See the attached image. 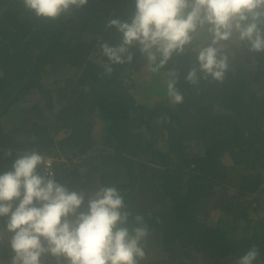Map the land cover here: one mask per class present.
<instances>
[{
	"label": "trees",
	"instance_id": "1",
	"mask_svg": "<svg viewBox=\"0 0 264 264\" xmlns=\"http://www.w3.org/2000/svg\"><path fill=\"white\" fill-rule=\"evenodd\" d=\"M134 8L135 0H88L45 22L22 0H0V174L36 148L57 159L54 179L70 191L116 187L131 213L128 226L137 215L147 225L145 253H160L158 262L145 254L140 264H199L200 254L203 264L226 257L235 264L252 245L264 264V216H250L264 199V52L228 44L224 80L198 85L185 80L195 51L174 54L160 70L177 72L183 103L138 101L132 74L146 58L132 48L131 62L112 65L108 75L100 50L120 40L107 22L130 21ZM190 48L197 49L194 39ZM67 71L73 77L45 98L43 77ZM207 208L218 211L217 223ZM5 222L0 217L3 234ZM5 244L0 260L10 262Z\"/></svg>",
	"mask_w": 264,
	"mask_h": 264
},
{
	"label": "clouds",
	"instance_id": "2",
	"mask_svg": "<svg viewBox=\"0 0 264 264\" xmlns=\"http://www.w3.org/2000/svg\"><path fill=\"white\" fill-rule=\"evenodd\" d=\"M37 20L53 21L82 9L88 0H22ZM107 27L120 34L117 44L103 42L101 54L112 65L131 62L132 48L144 56L153 72L164 68L173 55L195 51L196 66L185 76L190 85L201 80L222 82L229 68L228 42L237 40L250 52H264V0H135L130 21L113 18ZM203 31L208 42L192 49L194 34ZM178 74L168 72L166 95L173 106L182 104L176 87ZM11 156V150L6 152ZM43 165L47 174L37 171ZM51 161L36 148L24 150L11 170L0 174V217L6 218L12 251L10 264H140L142 242L148 235L143 217L128 226L130 212L114 186L70 191L54 179ZM86 203V210H81ZM3 238V233H0ZM260 250L250 246L235 264H258Z\"/></svg>",
	"mask_w": 264,
	"mask_h": 264
},
{
	"label": "rangeland",
	"instance_id": "3",
	"mask_svg": "<svg viewBox=\"0 0 264 264\" xmlns=\"http://www.w3.org/2000/svg\"><path fill=\"white\" fill-rule=\"evenodd\" d=\"M195 36V47L196 48H199L201 46H204L207 42H208V37H207V34L203 31H199L197 32L196 34H194ZM238 43L237 40H233V41H230L228 42V44H233V45H236ZM231 46H229L228 48H230ZM69 71H73V69L69 68L68 69ZM69 71H67L65 74H56V73H49V76H47L48 74H46L43 78H44V86L45 88L43 89L44 90V93H45V98H50L51 97V93H50V88H53V89H58L59 86H63L64 85V82H65V78L68 77H73V74H68ZM57 80L58 82L54 84V80ZM168 80V79H167ZM167 80H165L164 83H158L157 80H153V82L151 83L152 85V88L150 90V95L148 96L149 98H151V95H157L159 96L160 98H163L166 95V84H167ZM153 87H155L157 90H153ZM36 103V101L34 100L33 101V104ZM43 102H39V105H42ZM54 110L56 111V109L59 108L60 104H57V103H54ZM54 111V112H55ZM100 121H97L96 119V131L98 132V134L100 135L101 134V127H100V124H99ZM101 136V135H100ZM99 136V137H100ZM263 172H264V169L262 168ZM256 194V193H255ZM261 194V193H260ZM261 205L259 207L258 210H255V209H252L250 210V216L251 217H263L264 216V199H263V194H261ZM210 206H212V204H210ZM254 206V205H253ZM206 213H207V217H208V221L215 224L217 223V215H218V211L215 210L214 208H207L206 210ZM9 234L8 233H4L3 234V238H0V243H3L5 242V248L9 249L10 248V245H9ZM147 255V257L150 259V261H153V262H158V260L160 259V253L158 251H153V252H150V253H145ZM163 255V253H162ZM199 258V264H203L204 263V257L203 255H199L198 256ZM146 258V257H145ZM144 258V259H145ZM0 264H10L9 261H4V260H0ZM211 264H234V261L233 259L231 260V258L229 257H226L225 259L224 258H213L212 261H211Z\"/></svg>",
	"mask_w": 264,
	"mask_h": 264
},
{
	"label": "crops",
	"instance_id": "4",
	"mask_svg": "<svg viewBox=\"0 0 264 264\" xmlns=\"http://www.w3.org/2000/svg\"><path fill=\"white\" fill-rule=\"evenodd\" d=\"M195 39V36H194ZM195 44V41H194ZM134 78L137 89L133 93V96L140 101L141 99H145L147 103H153L154 101L161 100L157 95H151V98L148 96L150 95V90L152 88L151 83L153 80H157L158 83H164L165 80L168 79V72L165 70H159L158 72H153L151 67L148 65V62L143 63L138 67L136 71L132 74ZM153 90H157L153 87Z\"/></svg>",
	"mask_w": 264,
	"mask_h": 264
},
{
	"label": "built area",
	"instance_id": "5",
	"mask_svg": "<svg viewBox=\"0 0 264 264\" xmlns=\"http://www.w3.org/2000/svg\"><path fill=\"white\" fill-rule=\"evenodd\" d=\"M44 156H45L46 160L51 161L50 171L54 174V172H55V167H54L55 163L54 162L57 161V159L53 156H46V155H44ZM62 160H65L67 162V160L64 157L62 158ZM68 165L70 166V164H68ZM41 166H42V172L47 174L48 169H46L43 165H41Z\"/></svg>",
	"mask_w": 264,
	"mask_h": 264
}]
</instances>
